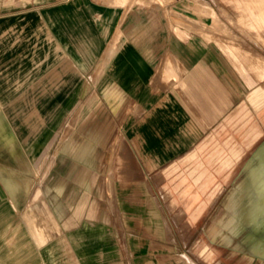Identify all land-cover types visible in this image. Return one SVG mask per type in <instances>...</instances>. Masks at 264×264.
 <instances>
[{
	"label": "rangeland",
	"instance_id": "374dc122",
	"mask_svg": "<svg viewBox=\"0 0 264 264\" xmlns=\"http://www.w3.org/2000/svg\"><path fill=\"white\" fill-rule=\"evenodd\" d=\"M193 36L216 48L217 82L207 63L192 84L168 53ZM122 48L144 54L177 97L200 92L201 103L180 105L199 117L154 127L163 107L149 101L161 90L115 86ZM258 86L264 94V0H0V110L37 171L20 191H33L54 234L42 255L54 246L57 264H264V188L248 173L264 161ZM146 128L154 135L136 136ZM23 202L11 224H24Z\"/></svg>",
	"mask_w": 264,
	"mask_h": 264
},
{
	"label": "crops",
	"instance_id": "0c3cea01",
	"mask_svg": "<svg viewBox=\"0 0 264 264\" xmlns=\"http://www.w3.org/2000/svg\"><path fill=\"white\" fill-rule=\"evenodd\" d=\"M65 28V27H64ZM66 30H63L62 34L65 35V39L72 35L70 32H65ZM75 39L78 41L76 43H73L72 45H77L74 48L76 49H82V32L80 30L77 31L76 34H74ZM74 39V37H73ZM202 37L193 36V39L190 40L187 43L179 44V47L172 48L171 50L168 49V53L172 55L173 57L178 58L177 61H179V65L184 69V71H187L188 73V79L192 84L196 81L201 82L202 75V69L203 67H208L209 63V70L210 74L205 75V78H209L210 82H212V79H214L215 82H217V75L213 74L214 69V62H212L211 59H209V62L207 60V57L215 56L217 55V52L215 51L216 48L212 47H204L201 43ZM79 46V47H78ZM75 54L80 55V59H83V55L85 54L82 51L75 52ZM144 54L139 52L137 49L134 48H122L119 50L118 53H116L117 59L115 60V64L113 65V72H114V83L115 86L126 88V87H132L138 89L137 91H132L133 94L140 93V89L143 87H151V93L156 92L157 89H160L162 92L161 97L153 96V99L149 101V103L162 104V109L160 113L155 117L154 119L159 120L161 119L163 122L157 124L153 123L154 127H160L163 130L170 129V128H177L178 130L180 128L186 127V123L192 119L198 118L195 110H188L181 111V103L187 104L188 107L190 106V109L193 108L192 104L193 102H200L201 103V96L200 92L195 93V90L191 89L188 90L187 93H190V96L177 97L172 93V91L169 89V85L166 83L163 77H161V73L157 72H151V70L148 69L147 65L143 63L142 59H138L137 57H140ZM130 56L135 57L136 59L130 58L125 59L124 57ZM139 63V64H138ZM199 79V80H198ZM150 80L151 84L150 85ZM213 81V82H214ZM130 83V84H128ZM128 84V85H127ZM200 86V83H199ZM193 90V91H192ZM199 95V97H198ZM200 98V99H199ZM217 108V107H216ZM213 108L210 111V114H214L217 112V109ZM224 108H222V111L224 113ZM199 113V112H198ZM191 114V115H190ZM217 117V115L213 116ZM138 130V129H137ZM140 130V129H139ZM68 131V128H65V132ZM141 131V130H140ZM163 134V132H162ZM165 134V133H164ZM169 134V132H168ZM174 134V133H173ZM179 134V133H177ZM137 135L142 136H151L152 134L148 128L141 133L136 132ZM138 140V139H136ZM150 139H146V141H149ZM137 142V141H136ZM153 147L147 148L150 151H178L179 149L176 147H173L170 149L166 145L165 147H159L160 144L156 143L155 145H158L157 147H154V144H149ZM146 144V145H147ZM227 159H230V157H227ZM225 161V160H224ZM254 168H257L258 170L263 169L262 175L260 178L264 179V161L257 160V163L249 167V176L252 178V171L255 170ZM0 169L4 172L8 173L11 178L21 184L26 185L28 183L36 184L38 176L35 174L37 173L35 169V165L25 156L23 153L21 147L19 146L17 139L15 137V134L13 130L8 126L6 123L3 114L0 110ZM253 180V179H251ZM250 180V181H251ZM33 193V191H32ZM31 193V194H32ZM31 194H28V192L23 193L20 191L17 194L16 203L19 200H24L23 207L22 205L18 204V209H28V206H30V196ZM1 201H7V198L2 195L0 197ZM28 202V205L26 206V203ZM7 203V202H6ZM45 221V217H43ZM27 225L20 224V223H14L11 224L9 222L4 223L3 219L0 223V264H26V262L29 264H57V260L54 259L53 256H43L42 255V243L37 241L35 238H33V244L32 246L29 245V241H27ZM29 231V230H28ZM54 234H52L53 236ZM22 236V238H21ZM31 237V236H30ZM52 238V237H51ZM27 243V244H26ZM27 250L30 252L29 256H26ZM58 252V247H55V253ZM29 258V259H28ZM33 261H32V260Z\"/></svg>",
	"mask_w": 264,
	"mask_h": 264
},
{
	"label": "bare ground",
	"instance_id": "6f19581e",
	"mask_svg": "<svg viewBox=\"0 0 264 264\" xmlns=\"http://www.w3.org/2000/svg\"><path fill=\"white\" fill-rule=\"evenodd\" d=\"M255 91H256V97H257L256 108L257 110H259L264 105V94H262L263 92L260 90L259 86L255 89ZM224 162L225 164H229L230 159H226ZM254 169L255 170L252 171L253 180L251 181V183L255 185V188H257V190H262L264 188L262 185V183H264V179L260 177L262 175L263 169L261 170H258L257 168H254ZM260 185L262 186L259 187ZM20 188H21V185L19 183L15 182L8 173L0 169V190H1L2 195L4 194L5 197L7 198V203L5 201H1L0 199V223L2 222V219L4 223H7V222L10 223V221L14 219L13 217H11L12 215L10 212V207L11 209L14 210V212H16V209H15L16 199H17V194L21 190ZM17 214L21 215L22 221H24V223L28 226V230L30 231L29 234L32 238H35L37 241H39L42 244H45L51 240L53 233L50 232L49 229L47 228V222L43 219V216L35 212V210L31 206V203H30V206H28V209L26 210L23 209L22 211H18ZM26 253H27L26 256H29L30 252L28 250ZM50 254H52V256L56 254L54 246L51 247ZM29 263L26 262V264H29Z\"/></svg>",
	"mask_w": 264,
	"mask_h": 264
}]
</instances>
